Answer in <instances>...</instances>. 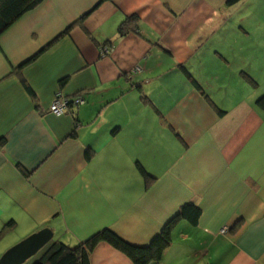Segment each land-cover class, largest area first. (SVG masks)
<instances>
[{
    "label": "crops",
    "instance_id": "0c3cea01",
    "mask_svg": "<svg viewBox=\"0 0 264 264\" xmlns=\"http://www.w3.org/2000/svg\"><path fill=\"white\" fill-rule=\"evenodd\" d=\"M229 1L45 0L0 37V252L44 229L25 264L107 228L146 246L193 203L162 264H264V35L232 37L264 3ZM59 95L85 103L56 116Z\"/></svg>",
    "mask_w": 264,
    "mask_h": 264
},
{
    "label": "trees",
    "instance_id": "16d2710c",
    "mask_svg": "<svg viewBox=\"0 0 264 264\" xmlns=\"http://www.w3.org/2000/svg\"><path fill=\"white\" fill-rule=\"evenodd\" d=\"M44 1L45 0H0V37L23 16L35 10ZM106 1L113 0H101V3ZM240 1L241 0H230L229 4L234 5ZM137 21V17L127 18L119 28V36L124 37L128 32L136 31L138 28ZM69 30L70 29L66 30L58 36L50 45L68 34ZM46 49L47 47L24 63L21 68L36 61ZM77 100L68 102V109L85 103L84 101L83 104H76ZM259 104L264 108V97L261 98ZM140 170L145 177H149L142 169ZM201 215L202 211L197 205L193 203L184 205L180 209L178 215L168 221L160 233L146 246L133 245L108 228L95 233L88 240L74 247L58 241L47 248L44 254L34 264H92L93 253L101 243L109 244L114 249L124 254L130 259L132 264H162L166 251L173 244V229L175 225L180 220L184 219L196 226L200 221ZM9 225L11 227L13 223Z\"/></svg>",
    "mask_w": 264,
    "mask_h": 264
},
{
    "label": "water",
    "instance_id": "95a60500",
    "mask_svg": "<svg viewBox=\"0 0 264 264\" xmlns=\"http://www.w3.org/2000/svg\"><path fill=\"white\" fill-rule=\"evenodd\" d=\"M53 240V233L49 229L30 236L6 253L1 264H25L35 258Z\"/></svg>",
    "mask_w": 264,
    "mask_h": 264
},
{
    "label": "rangeland",
    "instance_id": "374dc122",
    "mask_svg": "<svg viewBox=\"0 0 264 264\" xmlns=\"http://www.w3.org/2000/svg\"><path fill=\"white\" fill-rule=\"evenodd\" d=\"M261 3H264V0H260ZM238 18L235 20L236 22V27L238 29L237 32L233 31L235 34L232 35V37L234 38H237V37H247V35H243V31H242V26H240V24H244L247 26H251L253 23H258L260 24L259 27L261 28V30L259 31L261 36L264 35V5L262 7H260V9H257L255 8L254 11L252 12H247V13H241L240 15H237L235 16V18ZM241 17H243V19H241ZM244 32H245V29H244ZM240 33V35L238 36L237 34ZM17 231V230H16ZM14 232V231H13ZM3 234L0 233V236ZM11 234V233H10ZM8 238L10 240L11 236H9V231L7 232H4V236L0 237V243L1 242H6L8 239H5V238ZM5 239V240H4ZM16 242V241H15ZM20 241H18L19 243ZM12 248V247H11ZM10 248V249H11ZM2 249V248H0ZM8 248L6 247V249H3V250H7ZM8 249V251L10 250ZM2 250V251H3ZM1 251V252H2ZM1 252H0V255H1ZM7 252V251H6ZM1 258V257H0Z\"/></svg>",
    "mask_w": 264,
    "mask_h": 264
},
{
    "label": "built area",
    "instance_id": "2783aa9c",
    "mask_svg": "<svg viewBox=\"0 0 264 264\" xmlns=\"http://www.w3.org/2000/svg\"><path fill=\"white\" fill-rule=\"evenodd\" d=\"M84 100H77L76 104H83ZM68 111V101L58 96L50 108V113L56 116H63ZM226 232V231H225Z\"/></svg>",
    "mask_w": 264,
    "mask_h": 264
}]
</instances>
